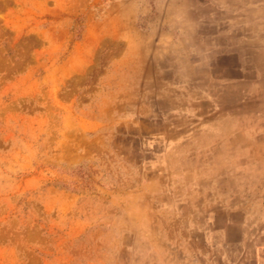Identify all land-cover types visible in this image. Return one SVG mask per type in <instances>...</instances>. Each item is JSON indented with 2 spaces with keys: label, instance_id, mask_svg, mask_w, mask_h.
Segmentation results:
<instances>
[{
  "label": "rangeland",
  "instance_id": "374dc122",
  "mask_svg": "<svg viewBox=\"0 0 264 264\" xmlns=\"http://www.w3.org/2000/svg\"><path fill=\"white\" fill-rule=\"evenodd\" d=\"M0 264H264V0H0Z\"/></svg>",
  "mask_w": 264,
  "mask_h": 264
}]
</instances>
